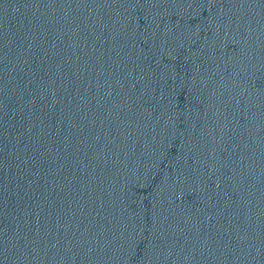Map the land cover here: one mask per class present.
<instances>
[{"label": "water", "instance_id": "obj_1", "mask_svg": "<svg viewBox=\"0 0 264 264\" xmlns=\"http://www.w3.org/2000/svg\"><path fill=\"white\" fill-rule=\"evenodd\" d=\"M118 0H0V264H21Z\"/></svg>", "mask_w": 264, "mask_h": 264}]
</instances>
